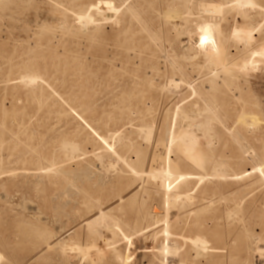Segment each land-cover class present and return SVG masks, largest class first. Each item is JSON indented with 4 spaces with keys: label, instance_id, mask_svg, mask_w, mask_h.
Segmentation results:
<instances>
[{
    "label": "rangeland",
    "instance_id": "obj_1",
    "mask_svg": "<svg viewBox=\"0 0 264 264\" xmlns=\"http://www.w3.org/2000/svg\"><path fill=\"white\" fill-rule=\"evenodd\" d=\"M0 253L264 264V0H0Z\"/></svg>",
    "mask_w": 264,
    "mask_h": 264
},
{
    "label": "bare ground",
    "instance_id": "obj_2",
    "mask_svg": "<svg viewBox=\"0 0 264 264\" xmlns=\"http://www.w3.org/2000/svg\"><path fill=\"white\" fill-rule=\"evenodd\" d=\"M172 1H177L178 2V6H179V8H181V9H186V0H172ZM101 6H103V5H101V4H98L97 5V10L98 11H100L101 10ZM96 8V7H95ZM104 8V7H103ZM94 9V8H93ZM199 9H200V7H199ZM202 9H203V7H202ZM103 10V9H102ZM107 10H108V8H107ZM111 10H108V12H110ZM202 11H205L206 13L205 14H208L209 13V15L210 14H212L213 16L214 15H220V13H221V11L222 10H218L217 12H216V9H213V10H211V9H209L208 7H205L204 8V10H202ZM211 15V16H212ZM78 17H76V18H78V21H80V22H82V21H85L86 20V22H89L90 21V23H91V17L90 16H87V17H85V18H83V17H81V16H79V15H77ZM77 21V22H78ZM210 20H208V21H202V23H201V26L198 28L199 29V31H200V33H199V36H200V39H201V41L206 45V46H208L209 48H212L211 49V51H212V53L214 54V55H216V56H218L219 57V55H221L222 54V56H224V58H226L227 56H228V53L226 52V50H227V39L225 38V36L222 34V32H221V29H220V27H219V25L217 26L216 24H213V23H211V22H209ZM79 23V22H78ZM168 23V22H167ZM87 24H89V23H87ZM80 25V24H79ZM249 30V29H248ZM198 31V32H199ZM247 33V32H246ZM245 33V34H246ZM242 35V34H241ZM250 33H247V39L248 38H250ZM235 37V36H234ZM236 38V37H235ZM245 38V41L247 40ZM248 41V40H247ZM245 47H246V44H245ZM244 66V65H243ZM247 66V65H246ZM245 66V67H246ZM178 72V71H177ZM27 81V80H26ZM30 81H33V80H30ZM20 82H21V80H20ZM168 85V84H167ZM173 85V84H172ZM128 99V98H127ZM263 103V102H262ZM176 107V106H175ZM177 109V108H176ZM178 110V109H177ZM179 111V110H178ZM206 112H208V110L206 111ZM72 113V112H71ZM243 118V117H242ZM241 118V119H242ZM240 119V118H239ZM244 120V119H243ZM255 122V121H254ZM239 123V122H238ZM243 124H245V123H243ZM246 126V125H245ZM197 128H199V126H197ZM151 131V130H150ZM199 133V132H198ZM191 136H188V135H186V134H181V135H179L178 137H180V139L183 141V142H185V143H189V144H191V143H194V144H196L197 142V139H196V135H194V133H192L191 132ZM188 144V145H189ZM198 145V144H197ZM67 146V144L65 145V147ZM204 147V146H203ZM201 149V148H200ZM63 150H65V148L63 149ZM76 151H78L77 150V146L76 145H73V144H69L68 146H67V148H66V150H65V152L69 155V154H71L70 155V158H71V156H72V154L74 153V152H76ZM202 153H203V151H201ZM209 154V153H208ZM203 155V154H202ZM64 156V158H65V155H63ZM68 157V156H67ZM73 157V156H72ZM65 159H67V158H65ZM69 159V158H68ZM165 159H166V156H165ZM168 159V158H167ZM165 160L166 161V163H165V167L160 171L161 173H160V175H162L161 176V187L163 188V187H165L164 189L166 190L169 186H171L175 181H172V182H170L171 181V179L173 178V169H174V166L175 165H172V162L168 159V160ZM248 159V158H247ZM211 161V160H210ZM164 164V163H163ZM49 165V164H48ZM259 168V167H258ZM219 169V168H218ZM259 170V169H258ZM46 171V170H45ZM47 172V171H46ZM259 172V171H258ZM156 173V175L158 174L157 173V171L156 172H154V174ZM260 173V172H259ZM217 174V173H216ZM160 175H159V177H160ZM192 174H190V173H184V174H179V176L177 177V179L178 180H180L179 181V183H178V185H177V189H179L176 193H169L168 191H166V200L164 199V201H166V202H171V203H176V202H178L179 201V196H178V194H179V192L181 191H186L187 190V188L189 187V185H190V182H188V181H186V180H188L189 179V177L191 176ZM158 176V175H157ZM154 177V176H153ZM201 178V177H200ZM216 178H218V177H216ZM152 179V178H151ZM225 179V178H224ZM168 183V184H167ZM161 188V189H162ZM170 188V187H169ZM168 188V189H169ZM167 189V190H168ZM182 197V196H181ZM184 199H185V197H184ZM122 199H120V201H121ZM209 204V203H208ZM20 205V204H19ZM170 205V204H169ZM166 206H167V204H166ZM22 210V209H21ZM26 211V210H25ZM158 213V211L157 210H153V214L156 216V214ZM102 214H104L103 213V211H100L99 213H98V215L97 216H102ZM164 216H165V213H164ZM155 219H156V217H155ZM96 222V221H95ZM65 249L66 248H62L61 249V252L62 253H64V251H65ZM255 252V251H254ZM2 262H4V256H3V254L2 253H0V264H2ZM254 264V263H253Z\"/></svg>",
    "mask_w": 264,
    "mask_h": 264
}]
</instances>
